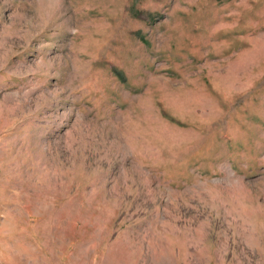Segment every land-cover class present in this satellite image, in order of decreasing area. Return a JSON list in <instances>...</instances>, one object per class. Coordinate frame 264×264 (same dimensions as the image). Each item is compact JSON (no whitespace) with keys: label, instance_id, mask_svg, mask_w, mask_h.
I'll return each instance as SVG.
<instances>
[{"label":"rangeland","instance_id":"374dc122","mask_svg":"<svg viewBox=\"0 0 264 264\" xmlns=\"http://www.w3.org/2000/svg\"><path fill=\"white\" fill-rule=\"evenodd\" d=\"M0 264H264V0H0Z\"/></svg>","mask_w":264,"mask_h":264}]
</instances>
